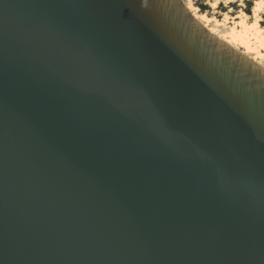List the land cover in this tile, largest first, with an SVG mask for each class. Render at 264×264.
Listing matches in <instances>:
<instances>
[{"label": "water", "instance_id": "water-1", "mask_svg": "<svg viewBox=\"0 0 264 264\" xmlns=\"http://www.w3.org/2000/svg\"><path fill=\"white\" fill-rule=\"evenodd\" d=\"M0 264H264V67L181 0H0Z\"/></svg>", "mask_w": 264, "mask_h": 264}, {"label": "rangeland", "instance_id": "rangeland-1", "mask_svg": "<svg viewBox=\"0 0 264 264\" xmlns=\"http://www.w3.org/2000/svg\"><path fill=\"white\" fill-rule=\"evenodd\" d=\"M182 3L190 9V13H194L198 18L204 16L207 22V29L211 30L216 36L226 38L228 37L230 31L234 28L235 31L243 33V29L239 25L241 21H244L246 25H251L255 20H258V28L260 29V35L264 37V0L259 1L260 9L255 12L254 5L255 1L252 3V6L249 8V13L245 11L246 5L244 0H207L206 4L209 6V10L202 12L197 6V0H181ZM221 3L222 7L219 8ZM233 5V6H231ZM257 14V15H256ZM256 18V19H255ZM248 42L251 47L258 48V51H261V54L264 55V49H261L259 43L256 42V39L252 38L249 33H247ZM237 50L243 51L239 45L235 47ZM249 58L253 59L254 54H247ZM258 64L264 67V56L256 60Z\"/></svg>", "mask_w": 264, "mask_h": 264}, {"label": "bare ground", "instance_id": "bare-ground-1", "mask_svg": "<svg viewBox=\"0 0 264 264\" xmlns=\"http://www.w3.org/2000/svg\"><path fill=\"white\" fill-rule=\"evenodd\" d=\"M255 3V7H254V9L253 10H255V12L257 13V10H259L260 9V5H259V1H255L254 2ZM187 8V7H186ZM188 9V8H187ZM189 11H190V9H188ZM191 12V11H190ZM257 15V14H256ZM192 16L197 20V21H199L201 24H202V26L204 27V28H206L207 29V22H208V20L204 17V16H202V17H200V18H198V16L196 15V14H194V13H192ZM256 19V18H255ZM239 25L241 26V28L243 29L242 31H243V33L242 32H239V31H235V29L233 28L231 31H230V33H229V35H228V37L226 36V38L224 37V38H222V37H218L220 40H222V41H224L226 44H228V45H230L231 47H233V48H235L236 47V45H239V47L240 48H242L243 49V51H241L243 54H245V55H247V54H254V56H253V61H255L256 62V60L258 59V58H260L261 59V57H263L264 55H263V53L261 54V51H258L256 48H254V47H251V45H250V43L248 42V40H246V38H247V33H249V35H251L252 36V38H254V39H256V42H258L259 43V47L261 48V49H264V37H262L261 35H260V29L258 28V20H255L251 25H246L245 24V22L244 21H241L240 23H239ZM208 30V29H207ZM210 33H212V34H214L211 30H208ZM215 35V34H214ZM216 36V35H215ZM236 49V48H235Z\"/></svg>", "mask_w": 264, "mask_h": 264}, {"label": "trees", "instance_id": "trees-1", "mask_svg": "<svg viewBox=\"0 0 264 264\" xmlns=\"http://www.w3.org/2000/svg\"><path fill=\"white\" fill-rule=\"evenodd\" d=\"M206 1L207 0H197L196 4L197 6L199 7V9L202 11V12H205L207 10H209V6L206 4ZM210 1H214V0H210ZM254 1H257V0H244V3L246 5V8H245V11L249 13V8L252 6V3ZM233 6V5H231ZM222 5L221 3L219 4V8H221Z\"/></svg>", "mask_w": 264, "mask_h": 264}]
</instances>
